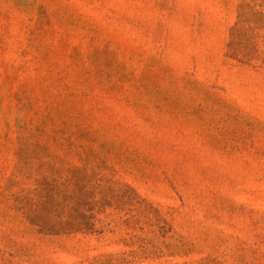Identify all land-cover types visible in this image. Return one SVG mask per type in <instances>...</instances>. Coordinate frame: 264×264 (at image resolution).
I'll list each match as a JSON object with an SVG mask.
<instances>
[{
    "label": "rangeland",
    "instance_id": "obj_1",
    "mask_svg": "<svg viewBox=\"0 0 264 264\" xmlns=\"http://www.w3.org/2000/svg\"><path fill=\"white\" fill-rule=\"evenodd\" d=\"M0 264H264V0H0Z\"/></svg>",
    "mask_w": 264,
    "mask_h": 264
}]
</instances>
